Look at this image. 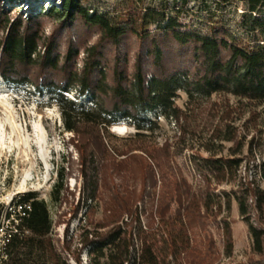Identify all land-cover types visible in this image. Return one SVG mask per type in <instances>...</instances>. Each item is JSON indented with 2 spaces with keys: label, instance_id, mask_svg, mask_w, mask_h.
Wrapping results in <instances>:
<instances>
[{
  "label": "trees",
  "instance_id": "16d2710c",
  "mask_svg": "<svg viewBox=\"0 0 264 264\" xmlns=\"http://www.w3.org/2000/svg\"><path fill=\"white\" fill-rule=\"evenodd\" d=\"M3 1L0 0L2 77L17 86L31 84L40 91L45 87L51 89L68 132L80 134L82 129H89L94 141L91 144L99 142L102 148L98 153L102 155L111 152L122 156L133 150L142 151L162 177L164 193L157 212L164 226L165 248H159L156 239L150 241L151 233L142 227L135 228V238L117 224L105 232H94L91 239L87 235L84 243L89 253L105 249L108 264H215L217 258L201 249L193 228L202 225L206 213L215 209L220 213L224 205L230 210L233 199L248 222L254 250L264 251V228L255 226L249 218L248 202L249 195L254 196L256 210L263 211L264 189L247 188L244 194L227 190L219 193L212 188V180L221 184L235 177L243 162L238 152L219 158L195 157L201 177L197 192L185 178L173 173L167 177V172L172 170L167 154L158 155L156 148L142 145L124 152L109 146L106 137L117 113L137 127L138 137L143 135L141 131L158 127L157 120H144L139 117L140 112L158 110L157 117L179 118L182 110L175 105L178 90L192 99L226 94L241 103L246 100L251 106L249 120L257 121L260 114L253 106L264 103V0H119V9L106 11L86 6L84 0H61V6L41 5L39 11L31 3L28 12L23 10L25 0H5L12 4L9 7ZM190 1L199 6L187 7ZM234 1L246 7L241 15L245 38L235 35L221 18H214ZM203 12L211 19L204 20L205 25L198 28L193 16ZM46 19L57 23L51 34L46 32ZM84 32L95 33L97 39L94 44L83 45L87 54L84 66L76 68V39ZM64 39L66 42L61 44ZM73 88L81 94L90 93L91 105H78L66 98L63 92ZM234 139L235 134L225 138ZM146 156H128L147 164L145 183L154 180L155 175ZM82 160L79 205L90 210L101 198V188L105 185L102 169L106 163L95 153ZM258 168L264 181V160ZM57 173L52 197L60 202L65 190V165ZM113 189L119 190L111 200L116 223L132 213L134 201L143 199L146 191L129 200L124 195L127 189L123 184H116ZM9 208L4 214L0 210V225H4L6 232L0 260L6 257L4 263L9 260V264H67L64 250L53 237L54 222L49 206L36 191L20 195ZM136 219L139 221V215ZM225 231V251L230 257L233 243L228 224ZM77 260L83 264L80 258Z\"/></svg>",
  "mask_w": 264,
  "mask_h": 264
},
{
  "label": "rangeland",
  "instance_id": "374dc122",
  "mask_svg": "<svg viewBox=\"0 0 264 264\" xmlns=\"http://www.w3.org/2000/svg\"><path fill=\"white\" fill-rule=\"evenodd\" d=\"M25 12L31 3L34 10L39 11L41 5L47 7L61 6V0H25ZM212 1V0H210ZM119 0H84L83 4L100 10L119 9ZM7 7L12 4L3 1ZM31 5V6H32ZM20 8V5H18ZM188 6L198 7V3L190 1ZM246 7L241 2H231L222 13H216L214 18H221L235 35L245 38L246 33L241 27V15ZM200 16V17H198ZM211 17L206 13L194 14L193 21L198 28L205 25L204 20ZM201 20V21H200ZM47 34H51L56 22L46 19ZM201 22V23H200ZM155 30V27H152ZM92 32L81 33L77 38L76 68L84 66L86 52L83 45L94 44L97 35ZM61 44L66 39L60 41ZM65 46V45H64ZM62 46V51H64ZM52 90L45 87L42 91L32 86L15 85L0 74V210L10 209L14 199L29 191H36L44 199L54 222L53 237L60 249L64 250V259L67 264H108L107 251L98 249L88 252L84 241L87 235L93 238L94 232H105L121 224L128 233L137 237L135 228L151 233L149 240H158L157 246L165 248L163 239V225L160 223L158 206L160 197L164 193L162 177L152 160L142 151L133 150L128 155L99 154V142H94L89 129H82L80 134L68 132L64 127L61 108L55 101ZM66 98L78 105L90 106L93 96L90 93L81 94L73 88L63 92ZM175 105L182 111L180 117L171 120L164 116L157 117L156 111H143L139 117L144 120H157L158 127L154 130L141 131L143 135L136 136L137 127L130 123L122 114L117 113L115 123L108 129L107 142L112 148L126 152L136 146H150L156 148L157 154L168 156V165L172 166L169 174L178 178H185L194 191H199L201 177L194 163L195 157L217 158L229 156L238 152L237 156L243 159L235 177L229 182L221 184L212 180V188L221 193H244L249 189H264V181L259 173V164L264 160V103L254 105L259 118L249 120L248 102H239L232 95L214 94L210 98H189L182 90L177 91ZM116 126L122 127L115 130ZM262 129V133L259 130ZM229 134H235V139L227 141ZM255 141L250 144L251 141ZM137 141V142H135ZM249 145L251 151L249 150ZM242 150L239 152L238 150ZM160 151V152H159ZM89 153L103 159L106 167L102 169L105 185L101 188V198L94 207L87 210L79 205L83 187L82 157L87 158ZM146 156L155 171L154 180L148 179L145 183L147 164L139 160L129 159V155ZM112 155V157H111ZM111 157V158H110ZM164 159V158H163ZM103 163V162H102ZM66 167L65 190L60 202L52 197V191L58 179V168ZM173 173V174H172ZM124 175L120 178L118 175ZM149 177L151 172L149 171ZM126 187L124 195L134 200L143 191L144 198L134 201L132 215L125 214L119 222L114 223L112 195L118 190L113 189L116 184ZM147 184V185H146ZM119 191V190H118ZM255 197L249 195L251 207L249 218L255 226L264 228V210L257 211ZM174 207V206H173ZM172 207V208H173ZM215 209L205 214L202 225L193 228L194 238L203 251H210L215 255V264H264V251L254 250L247 220L240 214L239 205L233 199L230 210L224 205L220 213ZM140 219L138 221L137 216ZM152 224V226L150 225ZM230 227L233 254L226 255L225 226ZM101 227V228H100ZM5 242V230L0 232V247ZM138 242V240H137ZM139 244V242H138ZM2 258V257H1ZM6 257L0 264H9ZM163 260V258H162Z\"/></svg>",
  "mask_w": 264,
  "mask_h": 264
},
{
  "label": "built area",
  "instance_id": "2783aa9c",
  "mask_svg": "<svg viewBox=\"0 0 264 264\" xmlns=\"http://www.w3.org/2000/svg\"><path fill=\"white\" fill-rule=\"evenodd\" d=\"M4 230H5V227H4L3 224H1V225H0V232H3ZM5 234H6V232H5Z\"/></svg>",
  "mask_w": 264,
  "mask_h": 264
},
{
  "label": "bare ground",
  "instance_id": "6f19581e",
  "mask_svg": "<svg viewBox=\"0 0 264 264\" xmlns=\"http://www.w3.org/2000/svg\"><path fill=\"white\" fill-rule=\"evenodd\" d=\"M120 129H122V127L116 126V128H115V130H120Z\"/></svg>",
  "mask_w": 264,
  "mask_h": 264
}]
</instances>
